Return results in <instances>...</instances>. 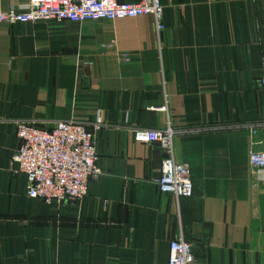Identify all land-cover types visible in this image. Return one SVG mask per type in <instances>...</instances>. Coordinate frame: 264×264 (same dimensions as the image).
<instances>
[{
    "label": "crops",
    "instance_id": "obj_1",
    "mask_svg": "<svg viewBox=\"0 0 264 264\" xmlns=\"http://www.w3.org/2000/svg\"><path fill=\"white\" fill-rule=\"evenodd\" d=\"M160 1L161 31L152 16L0 25V264H169L180 237L193 264H264V173L249 159L264 138V0ZM98 114L104 174L84 200L30 199L16 123ZM169 126L190 199L159 191L164 154L135 141Z\"/></svg>",
    "mask_w": 264,
    "mask_h": 264
},
{
    "label": "built area",
    "instance_id": "obj_2",
    "mask_svg": "<svg viewBox=\"0 0 264 264\" xmlns=\"http://www.w3.org/2000/svg\"><path fill=\"white\" fill-rule=\"evenodd\" d=\"M152 16L163 30V6L160 0H27L8 10L0 7V25L37 22H73L123 20ZM92 127V132L89 128ZM106 126L100 114L92 124L74 119L47 121L22 120L16 123L19 147L12 158L17 173L27 180V196L50 206L77 205L88 194L89 183L104 172L99 164L96 132ZM264 135V123L256 125ZM255 128V127H251ZM196 129L185 130L194 134ZM177 131L136 129L135 141L156 144L164 154L161 177L156 181L162 194L177 199L194 197V184L187 165L175 161L173 139ZM261 150L249 154L253 173H264V138ZM192 245L183 237L170 243L169 264H193Z\"/></svg>",
    "mask_w": 264,
    "mask_h": 264
}]
</instances>
